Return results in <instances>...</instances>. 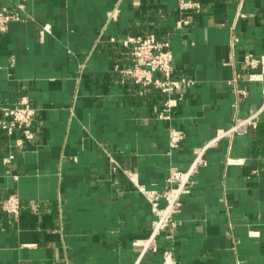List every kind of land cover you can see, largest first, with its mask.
<instances>
[{
    "label": "crops",
    "instance_id": "0c3cea01",
    "mask_svg": "<svg viewBox=\"0 0 264 264\" xmlns=\"http://www.w3.org/2000/svg\"><path fill=\"white\" fill-rule=\"evenodd\" d=\"M180 1L0 0L24 8L0 34V120L25 96L36 110L35 140L0 131V264H163L170 248L177 264H264V113L205 152L174 238L142 258L135 246L155 220L137 187L164 191L171 168L187 171L263 101L244 58L264 55V0H186L201 6L186 14ZM139 36L169 42L174 78L193 82L173 95L172 124L158 90L115 72ZM171 126L186 135L176 151ZM11 195L18 219L2 210Z\"/></svg>",
    "mask_w": 264,
    "mask_h": 264
},
{
    "label": "built area",
    "instance_id": "2783aa9c",
    "mask_svg": "<svg viewBox=\"0 0 264 264\" xmlns=\"http://www.w3.org/2000/svg\"><path fill=\"white\" fill-rule=\"evenodd\" d=\"M201 6L192 1L181 0L179 10L183 13L190 11H199ZM24 8L19 5L17 11H5L0 5V34L8 31L12 22L22 20ZM185 25L189 24L188 20L183 21ZM236 41V40H235ZM112 43H116L113 38ZM122 44L125 48L130 49L132 65L127 69L115 68L122 81L131 80L137 85H145L158 90L164 96V103L159 114V121L173 123V95L181 90L184 86L190 87L193 82L187 79L174 78V56L171 51V45L167 41H160L152 36L128 37ZM246 67L252 72L258 70V73H249L247 80L264 81V55L255 58L247 55L244 58ZM236 90L239 98H245L247 93L243 90ZM263 101L260 108L252 112L246 118H236L233 126L227 130H220L216 137L207 145L200 149L190 168L187 171H180L171 168L166 179L167 188L164 191L148 190L144 186H138V192L150 204L155 216L150 236L143 241L135 242V246L142 247L141 258L146 252L157 253L159 249L158 238L166 233L168 238L173 239L178 229L176 217L181 214L183 208L182 198L191 193L193 187V177L200 166H207L204 154L208 148L215 145L218 141L225 138H232L235 135H244L259 126L260 117L264 113V86L262 87ZM36 110L31 105L28 97H23L19 106L6 110L3 119L0 120V131L10 135L20 132L22 138L18 140L17 146L23 147L25 142H31L36 139L33 131ZM185 133L174 126L170 127L169 148L171 151L178 150L185 140ZM12 157L5 159L6 164L10 163ZM164 203V205H162ZM3 212L18 219L21 214V201L17 195H11L2 203ZM163 264H177L174 257V249H167L163 253Z\"/></svg>",
    "mask_w": 264,
    "mask_h": 264
}]
</instances>
